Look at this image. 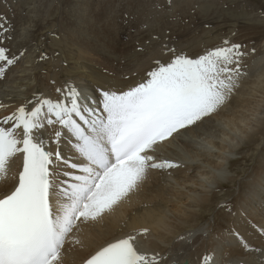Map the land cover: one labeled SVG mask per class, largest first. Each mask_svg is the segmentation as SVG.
<instances>
[{
  "label": "snow or ice",
  "instance_id": "1",
  "mask_svg": "<svg viewBox=\"0 0 264 264\" xmlns=\"http://www.w3.org/2000/svg\"><path fill=\"white\" fill-rule=\"evenodd\" d=\"M166 2L170 13L178 6ZM28 29L26 25L24 31ZM13 31L0 14V93L8 101L15 99L6 83L8 73L27 51L12 52L5 45ZM244 48L224 39L193 56L165 43L168 59L154 60L139 82L126 89L113 83L99 86L98 95L90 96L67 84L55 89L56 98L34 92L0 118V180L6 182L10 163L20 160L13 183H0V264H68L66 244L83 248L80 234L122 213L153 172L171 179L184 165L165 153L178 139L206 147L197 137L214 132V117L229 105L247 76L244 60L255 49ZM28 67L22 65L20 75ZM7 107L0 98V109ZM257 116L264 122V108L250 120ZM64 147L71 155L64 154ZM149 231L117 237L96 248L83 264H163L168 257L144 250L138 239ZM257 231L264 237V225ZM232 235L245 255L220 249L205 252L199 264H264V249L250 245L239 232ZM250 253L258 255L249 259ZM172 264L181 261L173 257Z\"/></svg>",
  "mask_w": 264,
  "mask_h": 264
},
{
  "label": "bare ground",
  "instance_id": "2",
  "mask_svg": "<svg viewBox=\"0 0 264 264\" xmlns=\"http://www.w3.org/2000/svg\"><path fill=\"white\" fill-rule=\"evenodd\" d=\"M69 1H71V9L73 8L74 12H76L75 20L77 21L76 27L79 33L72 35V38L68 42L65 40L66 46L65 49H62L60 56L68 64L64 67L63 73L65 72L66 76L72 79V81H76V86L82 90L85 89L84 91L88 95L97 96L96 89L99 86H107L113 83H117L118 86L126 89L129 85L139 82L146 71L150 70L153 66L154 60L160 59L163 61L168 59L167 55L164 54V50H157L160 46L156 49L153 48L148 54V58L144 57V61L138 62L133 67L132 65H127L123 60L124 58L122 59V56L127 53L126 51L122 52L125 46H133V42L150 37L148 32L153 28V24L149 23L155 22L152 12L149 11L152 0ZM159 4L164 7L163 2ZM160 15L162 16L161 13L156 14L159 19H156L157 21L163 18ZM145 26H148L150 29ZM25 32L26 34L28 33L27 31ZM12 36L14 37L15 35ZM35 41V37L32 35L24 43H14L15 49L13 48V52L18 53L23 48H26L27 51L21 64L12 68L8 73V77L10 74L12 75H10L6 83L8 88L12 90L11 94L15 99L8 101L0 93V98L6 104H9V107L6 109H0V118L14 110L25 99L30 98L34 92H42L46 96L55 98V89L59 87V84L50 82L52 76L41 78L40 74L36 73L40 69L50 70L51 65L49 58L43 60L44 63L35 62V54L39 51ZM5 42L9 41L6 40ZM165 43L169 45L175 44L189 55L193 51L203 50L205 47L211 48L212 45L209 40L202 41V39L193 45H184L185 43L178 42L169 43L167 41ZM24 64H27L29 67L24 75H20L19 68ZM250 67L252 68L241 82V88L232 98L229 105L222 109L218 116L214 117L212 128L214 130H222L223 135H230L232 128H238L246 132L247 139L253 136L257 140L258 136L264 137V122L261 119L250 120L249 113H254L255 109L250 107V102L246 98L244 83L246 80L252 81L250 76H252V79H258V83L253 87L258 89L264 96V89L259 82L264 81V67L261 65L260 60L254 61ZM49 73H51V70ZM122 74L124 75L120 76ZM125 77L128 79H124ZM201 136L210 137V134L202 133ZM233 140H235L233 146L236 150L246 139L233 136ZM177 141L182 144L186 151L198 152L204 158L205 163L214 165L218 181L222 185L232 182L230 176L226 174V170L219 164L220 162L215 163L213 161L209 155L211 151L208 147L200 149L193 147L184 139H178ZM216 143L217 145L219 144L218 142ZM218 147L223 149L220 146ZM184 149L181 148L182 151L175 149L174 155L179 157L184 167L174 170L173 178L177 183H181L179 185L188 190L187 192L179 194L175 190H168L161 183L160 178L157 177L158 172H153L149 183L141 193L132 198L130 204L124 206L122 213H118L112 219L106 218L103 225H98L91 230H85V232L80 234V238L84 244L83 248L80 245L66 244V248H70V252L66 257L68 264H83V260L96 248L128 232L133 230L138 231L143 228L150 229L146 235L138 237L144 250L159 252L162 256L168 257L163 264H172L173 257L180 259L181 264H183L185 259L189 264H199V257L205 252H219L220 249L224 253L233 256L245 255L238 241L232 235L234 231L239 232L253 247L264 249V237L257 231V226L264 225V211L260 210L259 213L248 212L247 214H243L245 211L250 210L249 207L253 210L255 205L264 207V167L255 168L254 178L248 190L244 192L240 199V202H244V205L239 207L242 214L234 218L233 224L229 222L226 227L217 231L211 226L210 228L212 229L208 230L196 224L198 216L192 209L195 206L197 208L207 206L214 199V195L197 193L195 191L196 187L192 183L194 179L198 182L197 175L204 177L210 175L212 172H206L202 170L203 167L196 164H187L190 156L185 155L186 151ZM261 153H264V149H262ZM64 154L71 155L67 147H64ZM165 155L168 156V152ZM227 160H230V157ZM19 165V158H14L8 168V180L6 182L0 180V183H7L10 186L13 183L15 174L19 170ZM222 185L219 186L218 184L217 188L225 189ZM208 188L212 189L213 187ZM247 201L249 207L245 203ZM144 205H148V207L145 208ZM189 233L192 234L191 237H188ZM152 236L155 239H152ZM181 236H185L186 239L180 241L178 238ZM207 236H211V238ZM180 252H183L184 255L178 256L177 254ZM247 255L251 259L258 254L250 253Z\"/></svg>",
  "mask_w": 264,
  "mask_h": 264
},
{
  "label": "rangeland",
  "instance_id": "3",
  "mask_svg": "<svg viewBox=\"0 0 264 264\" xmlns=\"http://www.w3.org/2000/svg\"><path fill=\"white\" fill-rule=\"evenodd\" d=\"M185 1L173 0V4L178 6L170 13L166 0H152L149 11L152 12L155 22L149 23L153 24V28L148 32L150 37L133 42V46H125L122 52L126 51L127 53L122 56V59L124 58L123 60L127 65H132L133 67L138 62L144 61L143 59L149 57L148 54L153 48L156 49L160 46L157 50H164L163 45L165 41L193 45L202 39V41L209 40L210 44H212L211 47H213L219 45L224 39H228L233 43L244 45L246 52L255 49V54H250L244 60V64L247 66L246 72H249L252 68L250 66L256 60H260L261 65L264 67V0ZM160 2H163L164 7L159 4ZM70 4L71 1L69 0H0V14H4L7 17L10 24L14 27L12 35H15L11 41L5 42V45L9 48L11 47L10 49L13 52L15 49L14 43H24L33 35L39 49L38 53L35 54V62L44 63L43 60H40L41 54H45L51 61H49L51 73H49L50 70L45 69H40L36 73H39L41 78L52 76L50 82L54 81L55 83L53 84L57 83L59 87L75 84L76 82L67 77L65 72L63 73L64 67L68 63L60 56L62 49H65L66 46L65 40L68 42L72 38V35L79 33L76 27V12H74L73 8L71 9ZM157 13L162 14L160 16L163 18L160 21H157L159 20L156 16ZM170 15H178L180 19L172 21L169 18ZM26 25L29 26L27 34L23 31ZM205 25L208 26L205 27ZM145 27L148 28V26ZM145 27L144 29H146ZM165 38L167 39L165 40ZM201 51V49L193 51L194 53L192 52L191 55H197ZM250 78L251 82L246 80L244 83L246 98L250 102V107L255 109L254 113H249V118L264 108L263 94L253 87L258 83V79H252V76ZM259 82L264 89V81ZM57 96L58 94L56 93L54 97L56 98ZM256 119H261V117L257 116ZM231 131L230 135H223L222 130H214L210 134V137L198 136L197 140L204 143L210 149L209 155L215 163L220 162L219 164L226 170V174L230 176L232 182L222 185L218 181L214 165L205 163L204 158L198 152H193L195 155L190 156L189 162H187V164H196L203 167L202 170L206 172H212L210 175L204 177L197 175L198 182L194 179L192 183L196 187L195 191L197 193L214 195V199L207 206L198 208L195 206L192 209L198 216L196 224L208 230L212 229L210 228L211 226L217 231L226 227L229 222L233 224L234 218L242 214L239 207L243 206L244 202H240V199L244 192L248 190L254 178L255 168L264 167V153H261L262 149H264V139H262L264 137L258 136L256 140L252 136L250 139H247L246 132L243 130L232 128ZM233 136L246 139L236 150L233 146L235 144ZM213 140L219 144L217 145ZM218 146L223 149H220ZM181 148L184 149L182 144L176 141L170 146L168 157L182 163L179 157L174 155L175 149L182 151ZM229 157L230 160H227ZM157 177L160 178L161 183L168 190H175L179 194L188 191L182 188L179 185L181 183H177L173 177L171 179H161L159 173ZM218 184L219 186H224L225 189L217 188ZM208 187L213 188L209 189ZM245 203L247 204L248 201ZM249 209V211H245L243 214H247L248 212L259 213L260 210L264 211V207L261 205H255L254 210L250 207ZM207 237L211 238V236ZM152 239L155 238L152 236Z\"/></svg>",
  "mask_w": 264,
  "mask_h": 264
}]
</instances>
